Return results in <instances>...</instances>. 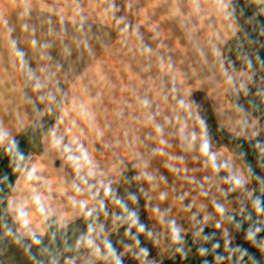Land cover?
<instances>
[{
  "label": "clouds",
  "instance_id": "clouds-1",
  "mask_svg": "<svg viewBox=\"0 0 264 264\" xmlns=\"http://www.w3.org/2000/svg\"><path fill=\"white\" fill-rule=\"evenodd\" d=\"M0 264H264V0H0Z\"/></svg>",
  "mask_w": 264,
  "mask_h": 264
}]
</instances>
